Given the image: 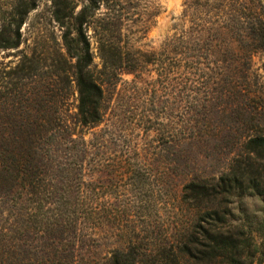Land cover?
<instances>
[{"label": "rangeland", "instance_id": "374dc122", "mask_svg": "<svg viewBox=\"0 0 264 264\" xmlns=\"http://www.w3.org/2000/svg\"><path fill=\"white\" fill-rule=\"evenodd\" d=\"M57 10L89 44L96 125L79 121ZM21 21L19 46L4 48ZM259 136L264 0H0V264H109L129 251L230 264L180 253L207 230L264 248L262 197L237 189L199 209L183 198L232 170L248 182L257 168L238 165Z\"/></svg>", "mask_w": 264, "mask_h": 264}, {"label": "trees", "instance_id": "16d2710c", "mask_svg": "<svg viewBox=\"0 0 264 264\" xmlns=\"http://www.w3.org/2000/svg\"><path fill=\"white\" fill-rule=\"evenodd\" d=\"M54 18L62 28H65L62 38L63 44L68 54L76 59L75 79L79 94V121L83 126L96 125L102 119L103 91L90 70L93 58L89 44L86 40L82 41L73 37V30L66 22L68 17L64 13L57 10L54 12ZM22 21L17 28L18 41L8 46L5 45L4 48L10 49L19 46V30L23 25ZM245 157L244 167L238 165V168H257L248 182L249 170H238V172L232 170L230 174L219 177L215 184L192 182L184 188V202L192 208L199 209L203 205L215 201L216 206L219 207V201L231 194L232 190L237 189L245 192L251 191V193L264 199V137L259 136L248 140L245 146ZM240 162L239 160L237 161L238 164ZM211 209L207 208L205 215L208 218L205 216V219H218L220 213L217 208ZM210 232V230L205 231L202 234V239L195 238L185 243L180 249V253L187 256L190 260L196 261L201 259L199 256H204V259L209 260L222 256L230 264H264V248L257 245L253 239L248 240V238H245L244 233L238 235L237 240L223 232L216 235L210 234ZM144 257H146L144 254H139L135 251L118 252L112 256L109 264H163L154 258L147 260Z\"/></svg>", "mask_w": 264, "mask_h": 264}]
</instances>
